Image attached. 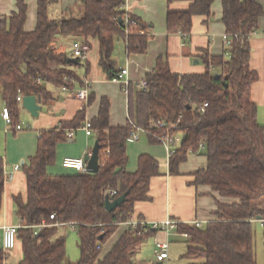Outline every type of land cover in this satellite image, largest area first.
I'll use <instances>...</instances> for the list:
<instances>
[{
	"label": "trees",
	"instance_id": "obj_1",
	"mask_svg": "<svg viewBox=\"0 0 264 264\" xmlns=\"http://www.w3.org/2000/svg\"><path fill=\"white\" fill-rule=\"evenodd\" d=\"M58 1L37 0L31 30L24 28L25 0H16V10L0 18V99L9 110L12 126L19 119V93L49 101L53 98L49 85H83L75 64L55 47L58 34L83 36L85 42L95 37L98 63L109 79L118 71L112 57L117 37L124 39L128 53L146 50L149 25L124 8L126 0H80L66 13L52 17L49 6ZM188 1L185 9L168 10L165 19L166 31L184 33L185 39L194 15L213 18L214 0ZM220 2V21L230 37L225 45L228 54L201 49L198 57L205 69L189 73L172 72L166 57L159 56L146 73L143 87L127 86L128 121L146 128L150 143L159 142V136L181 133L179 146L168 158L169 174H178L179 164L202 143L206 165L192 173V183L207 184L219 195L234 199L218 202L215 219L203 226L178 224L179 231L189 234L183 253L194 260L189 264H257L252 222L260 221L264 235V123L257 121V105L250 97L258 74L249 65V38L264 10L257 0ZM77 63H81L78 58ZM92 100L89 94L87 104ZM86 105L70 120L40 130L35 153L22 164L26 196L25 200L21 195L14 197L19 217L16 239L22 251L17 264H143L133 257L153 231L143 225L128 226L102 254V244L133 213L135 202L149 199L150 180L160 174L156 159L148 153L138 155L134 171L126 170L131 126L128 121L110 125L107 97H101L97 115L90 120L99 143L98 171L47 172L56 145L67 138L65 130L81 126ZM111 189L116 190L114 198L123 192L126 196L118 207L107 211L104 199ZM3 190L0 173V212ZM66 224L77 233L80 255L76 261L66 260L65 238L56 236L58 226ZM6 255L0 252V264H7Z\"/></svg>",
	"mask_w": 264,
	"mask_h": 264
},
{
	"label": "crops",
	"instance_id": "obj_2",
	"mask_svg": "<svg viewBox=\"0 0 264 264\" xmlns=\"http://www.w3.org/2000/svg\"><path fill=\"white\" fill-rule=\"evenodd\" d=\"M79 1L59 0L49 6V14L52 17H59L66 13L68 8L76 6ZM257 1L264 10V0ZM25 2L27 10L24 28L31 30L36 23L37 0H25ZM188 4V0L125 1L126 10L148 24L150 34L146 50L142 53H128L125 41L121 37H117L114 41L112 57L115 60V68L117 70L121 68L127 69L126 80L128 86H132L134 89L138 88L139 82L144 80L146 73L153 69L159 56L166 57L172 72L189 73L202 72L205 69L204 64L198 57L201 49L208 48L211 54L224 53L223 34L225 30L223 23L220 21L222 10L220 0H214L211 5L213 18L207 20L204 15L200 14L192 17L191 31L187 39H183L179 33H168L166 31L165 19L167 11L185 9ZM15 10L16 0H0V18L9 16ZM72 41L73 39L69 38V36L58 34L55 47L58 51H63L67 57L73 56ZM249 42V65L258 74V78L251 85L250 97L257 105V121L264 123V14L258 18V28L250 36ZM86 43L89 49L84 59L85 61L80 60V64L74 63L75 65L73 66L81 80H88L89 94L93 96L92 102L85 107L82 124L85 120H91L97 115L101 97H107L110 103V125L127 124L128 89L125 88L122 82L109 79L102 70L98 63L97 39L88 37ZM196 59L198 60L197 62L195 61ZM75 86L78 87V85ZM48 87L52 91L53 98L49 101L37 98L38 103L46 109L40 110L37 116H33L31 128L28 129L14 130L12 125H7L3 121L1 117L3 102L0 99V173L3 177V169L10 171L14 164L19 163L21 165L20 168L13 171L11 178L4 180L2 210L0 212V234H2L1 226L3 224H19L18 216V223L12 222V214L15 212L14 197L21 195L23 200H25L26 181L22 164H27L28 157L35 153L39 131L54 128L60 121L70 120L83 106L81 100L68 95L60 87L53 85ZM21 109L22 107L20 106ZM66 130H73L72 136L67 137L56 145L54 162L46 168L50 174L76 172L73 169L62 166L63 157L83 156L91 150L96 139L93 131L90 134H86L79 127ZM148 143L150 145L145 146L129 138L126 142L127 162L125 168L127 171L136 169L137 157L140 153H148L155 159L158 158L156 161L160 171V174L150 180L149 199L135 202L133 213L130 217L145 222L160 221L165 218H173L185 224L199 221L201 226H203L215 219L218 202L230 203L234 201L231 197L219 195L207 184L192 183V173L206 165V157L202 148L188 154L187 158L179 164L178 174H169L167 155L165 161L160 154V150L151 148L155 147L152 146L155 143H150L149 141ZM127 227L128 225L125 222L118 224L116 230L102 244V254H105L111 248ZM151 229L153 231L146 239L152 237L153 244L160 240L169 241L168 237L170 235H167L162 230ZM177 236L181 235L177 234ZM162 262L156 260V264H161Z\"/></svg>",
	"mask_w": 264,
	"mask_h": 264
},
{
	"label": "built area",
	"instance_id": "obj_3",
	"mask_svg": "<svg viewBox=\"0 0 264 264\" xmlns=\"http://www.w3.org/2000/svg\"><path fill=\"white\" fill-rule=\"evenodd\" d=\"M124 8H125V5H124ZM254 33H255V31L252 32V34H254ZM181 36L183 39H185L186 34L181 33ZM223 41H224V44L226 46L229 45L230 37L228 34H226V33L223 34ZM72 48H73V56L74 57H76L80 60H84L86 58L89 46L85 41H81L79 39L73 40L72 41ZM225 54H228L227 51H225ZM209 67L213 68L211 65ZM126 73H127V69L121 68L110 79L113 81L122 82V84H124L125 88H127L128 82L126 80ZM88 83H89L88 80L84 79L83 85H81V86H78V87H76V86H73V87L61 86L60 88L64 91H66L68 95L81 100L83 102L82 103L83 105H86L87 101H88V97H89V85H88ZM145 84H146V80L144 79V80L139 82L138 88L143 87ZM22 97H23V95L21 93H19L16 97L20 106H21V102H22ZM206 104L207 103L204 102L201 105L202 110L206 106ZM1 117L7 125H11L10 113H9L7 106L4 104L1 108ZM128 124L131 126V130L129 132V137H128L129 139L137 140V139H139L141 133H145L147 135V133L149 132L146 128L136 125L131 120L128 121ZM28 127H29V124L20 123V122H17L13 126L14 130H21V129L28 128ZM79 128L83 129L86 134H90L93 131L92 127H91L90 120H85L84 123ZM72 133H73V130H66V132H65L66 137H71ZM158 139H159V142L164 144L165 149H166L167 158H169L170 155L175 150V149L170 148V143H173L175 141V139L178 140V137L175 138L174 135L166 134L163 136H159ZM202 147H203V145H202V143H200L199 148H202ZM62 166L65 168L73 169V170L80 172V173L87 171L83 156H65L62 159ZM20 167H21V165L19 163H16L13 165V167L10 171L4 170V172H3L4 178L3 179L7 180V179L11 178L13 171L20 168ZM115 193H116V190L111 189V190L106 192V196H108L109 199H113ZM49 217L53 218V214H50ZM124 222L132 228H136L139 225H143V226H147L149 228L162 230L167 235H171V233L176 232L177 234L181 235L184 238L189 237V234L187 232L178 230V224L182 223V222H180L179 220L173 219V218H165V219L160 220V221L145 222L142 220L134 219V218L129 216V218ZM191 225L201 226L199 221H194L191 223ZM18 227H19V224H3L1 226L2 236H1V243H0V252H8L9 250H11L14 247L15 240H16V232H17ZM97 247H99V245H97ZM168 248H169V241L168 240H160V241L155 242V244H154L155 259L157 261H160V262L165 261L168 258Z\"/></svg>",
	"mask_w": 264,
	"mask_h": 264
},
{
	"label": "rangeland",
	"instance_id": "obj_4",
	"mask_svg": "<svg viewBox=\"0 0 264 264\" xmlns=\"http://www.w3.org/2000/svg\"><path fill=\"white\" fill-rule=\"evenodd\" d=\"M51 15V14H50ZM19 113L18 122L29 124L28 128H31V120L34 118L22 107ZM27 128V129H28ZM174 137H178V140L175 139L173 143H170V148L175 149L179 146L181 140V133L174 134ZM133 140V139H131ZM139 144H144L149 146L150 144L147 141V136L145 133H141L138 140ZM155 147H151L161 151V155L166 161V149L163 143L156 142ZM158 159V158H156ZM6 170V169H3ZM69 170V169H68ZM13 223H18V218L15 212L12 214ZM253 230V242H254V257L257 264H264V235L262 232V227L259 220H253L252 222ZM176 233V232H175ZM171 233L168 237L169 239V248L168 253L169 257L163 261L161 264H189L194 262V260L188 259L183 256V253L186 251V238L177 236V233ZM62 235L65 238V249H66V260L76 261L79 258L80 252L78 247V237L75 229L71 225H60L57 228L56 236ZM2 234H0L1 239ZM152 238V237H151ZM150 237L145 240L141 245L139 250L135 253L134 259L142 262L143 264H156L155 253H154V244L153 239ZM21 241L19 239L15 240L14 247L7 252L5 257V263L7 264H16L19 262L21 254Z\"/></svg>",
	"mask_w": 264,
	"mask_h": 264
},
{
	"label": "water",
	"instance_id": "obj_5",
	"mask_svg": "<svg viewBox=\"0 0 264 264\" xmlns=\"http://www.w3.org/2000/svg\"><path fill=\"white\" fill-rule=\"evenodd\" d=\"M69 38H71L73 40L79 39L81 41H84L83 36L70 35ZM67 61L72 62V63H77V58L74 56H68ZM195 61L197 62L198 60L196 59ZM21 106L24 109H26L31 116H37L40 110L46 109L45 107L41 106L38 103L37 97L33 94L23 95ZM98 149H99V143H98V140L95 139L94 144L91 148V151L89 153H85L83 155L85 165H86V170L88 172H97L99 169ZM125 196H126V192L121 193L120 195H118L117 197H115L113 199H109L108 196H105L104 208L107 211L114 210L116 207H118L124 201ZM257 219H259V217H257ZM157 264H159V263H157Z\"/></svg>",
	"mask_w": 264,
	"mask_h": 264
}]
</instances>
